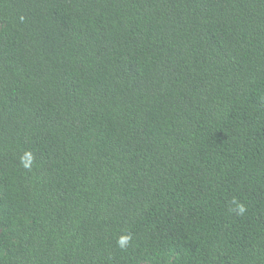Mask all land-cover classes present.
<instances>
[{
	"label": "trees",
	"instance_id": "1",
	"mask_svg": "<svg viewBox=\"0 0 264 264\" xmlns=\"http://www.w3.org/2000/svg\"><path fill=\"white\" fill-rule=\"evenodd\" d=\"M0 264H264V0H0Z\"/></svg>",
	"mask_w": 264,
	"mask_h": 264
},
{
	"label": "clouds",
	"instance_id": "2",
	"mask_svg": "<svg viewBox=\"0 0 264 264\" xmlns=\"http://www.w3.org/2000/svg\"><path fill=\"white\" fill-rule=\"evenodd\" d=\"M243 211H244V209H243V207H241V208H240V212L242 213ZM126 239H127V238H122V239H121V241H120L121 245H123L124 243H126Z\"/></svg>",
	"mask_w": 264,
	"mask_h": 264
}]
</instances>
